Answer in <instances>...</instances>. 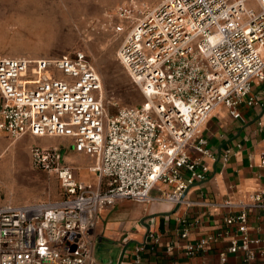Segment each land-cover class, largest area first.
I'll list each match as a JSON object with an SVG mask.
<instances>
[{
  "label": "built area",
  "instance_id": "built-area-1",
  "mask_svg": "<svg viewBox=\"0 0 264 264\" xmlns=\"http://www.w3.org/2000/svg\"><path fill=\"white\" fill-rule=\"evenodd\" d=\"M136 13L127 4L116 10L118 19L134 24L118 58L143 101L115 114L106 111L102 78L85 53L0 56V134L14 141L69 137L78 152L96 158L89 170L106 181V188L81 181L60 148L33 146L32 166L56 175L63 196L0 205V264H96L103 210L121 201L181 204L190 183L209 176L210 168L189 151L215 160L203 127L217 108L238 115L243 105L264 106L253 94L254 82L264 83V0H168L142 19ZM126 28L121 23L115 31ZM163 187L170 189L152 196ZM237 206L239 213L225 219L226 230L185 244L186 255L206 253L233 228L222 264L229 254H241V264L264 260L261 240L248 226V211L264 209V191ZM188 235L186 229L182 238Z\"/></svg>",
  "mask_w": 264,
  "mask_h": 264
},
{
  "label": "crops",
  "instance_id": "crops-1",
  "mask_svg": "<svg viewBox=\"0 0 264 264\" xmlns=\"http://www.w3.org/2000/svg\"><path fill=\"white\" fill-rule=\"evenodd\" d=\"M253 85V94L264 101L261 94L264 83L255 81ZM203 136L215 160L203 157L193 149L189 154L191 159L200 160L210 168L207 180L192 181L179 205L161 200L148 204L121 201L103 210L95 231L96 264H222L220 253L230 246L233 228L230 235L210 245L206 253L189 257L184 246L226 230L225 219L239 213L237 205L248 204L250 196L264 191V166L261 163L264 154V106L243 105L238 115H233L221 105L203 127ZM7 137L5 133L0 134L1 141ZM20 140L25 148L29 147V151L33 146L60 148L64 163L76 168L79 180L97 188H106V181L100 182L89 170L96 164V158L78 152L71 138L26 135ZM31 171L28 169V175L33 174ZM169 189L155 188L151 194L159 198ZM227 202L236 206L224 207ZM22 203L25 201L15 204ZM248 226L250 236L259 238L264 250V209L248 211ZM186 229L189 235L183 239ZM138 246L143 247L141 252L137 251ZM241 262V254H229L226 264ZM259 264H264V260L260 259Z\"/></svg>",
  "mask_w": 264,
  "mask_h": 264
},
{
  "label": "rangeland",
  "instance_id": "rangeland-1",
  "mask_svg": "<svg viewBox=\"0 0 264 264\" xmlns=\"http://www.w3.org/2000/svg\"><path fill=\"white\" fill-rule=\"evenodd\" d=\"M167 1L0 0V56L44 59L85 53L102 78L106 111L115 114L143 101L118 58L134 24L118 19L116 10L133 5L139 20ZM121 23L127 28L117 33L115 26ZM30 168L33 174L28 175ZM62 196L57 176L32 166L29 147L10 137L0 140V204L54 201Z\"/></svg>",
  "mask_w": 264,
  "mask_h": 264
}]
</instances>
